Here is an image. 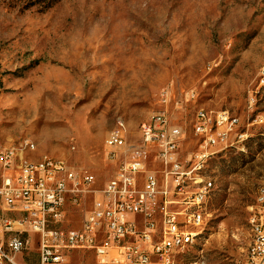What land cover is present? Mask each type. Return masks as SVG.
<instances>
[{
	"label": "rangeland",
	"instance_id": "374dc122",
	"mask_svg": "<svg viewBox=\"0 0 264 264\" xmlns=\"http://www.w3.org/2000/svg\"><path fill=\"white\" fill-rule=\"evenodd\" d=\"M199 109L236 116L242 136L203 161L213 183L204 229L179 264H242L264 187V0H0V146L93 176L94 192L67 205L65 228L81 227L116 172L105 140L119 119L134 143L139 124L164 113L182 130L185 161L200 144ZM145 169L163 183L156 155ZM8 214L0 201V219ZM20 229L34 236L24 254L34 264L37 235ZM62 264L98 263L76 249Z\"/></svg>",
	"mask_w": 264,
	"mask_h": 264
},
{
	"label": "built area",
	"instance_id": "2783aa9c",
	"mask_svg": "<svg viewBox=\"0 0 264 264\" xmlns=\"http://www.w3.org/2000/svg\"><path fill=\"white\" fill-rule=\"evenodd\" d=\"M194 133L201 139L198 150L180 160L182 130L170 124L164 113H155L139 125L138 142L129 143L118 125L108 134V157L117 161L114 175L94 193L81 227L65 228L67 205L92 190L93 176L78 172L62 159H43L40 165L24 158L22 147L0 146L3 169L0 201L8 210L20 212L21 220L0 219V233H13L0 240V264H19L17 257L29 247L27 226L38 235L39 263L62 264L72 250L93 252L98 264L111 258L114 264H173L184 251L190 235L204 229L205 205L213 190L212 181L200 173L210 148L226 146L238 133L239 121L227 111L199 109ZM30 151L35 148L29 143ZM156 155L164 166L161 184L146 161ZM251 227L258 236L249 237L250 254L242 264H264V189H257L249 209Z\"/></svg>",
	"mask_w": 264,
	"mask_h": 264
},
{
	"label": "bare ground",
	"instance_id": "6f19581e",
	"mask_svg": "<svg viewBox=\"0 0 264 264\" xmlns=\"http://www.w3.org/2000/svg\"><path fill=\"white\" fill-rule=\"evenodd\" d=\"M149 119H150V117L148 119L144 120V121H149ZM117 125H118L119 130L126 131L124 122L122 120L119 119L117 121ZM139 125H141V123ZM138 129H139V127H138ZM106 140H108V137L106 138ZM45 157H46V159H58V158L43 156V157H41L39 159L31 160V164L40 165V163L43 162V159ZM202 166H203V161H202ZM259 189H264V187H261ZM249 223H250V215H249V218H248L247 225ZM202 231H203V229L196 230V231H194V233L192 235H190V243H187L184 251L177 252V255L175 256V258H173V264H179L180 260L182 259L183 254L189 250V248L193 245V243L195 242V240L198 238L199 234ZM257 236H258V227H251L250 230H249V237H257ZM246 254H250V247H248Z\"/></svg>",
	"mask_w": 264,
	"mask_h": 264
},
{
	"label": "crops",
	"instance_id": "0c3cea01",
	"mask_svg": "<svg viewBox=\"0 0 264 264\" xmlns=\"http://www.w3.org/2000/svg\"><path fill=\"white\" fill-rule=\"evenodd\" d=\"M4 210L6 212H8L9 214L8 215H4L2 217H9L11 218L12 220H14L15 222L21 220L22 218V214L20 212H17V211H13V210H8L4 207ZM1 217V218H2ZM19 227V226H18ZM16 226H13V228L15 229V231H22L23 229H20V227L18 228ZM35 234V233H34ZM11 235H13V233H5V234H2L0 233V240L1 241H4V240H7ZM26 237H28L30 243H29V247L28 249L35 243V239H34V236L32 234H24ZM37 235V234H36ZM37 252L35 254H27L29 256V260H33L34 264H40L39 263V246H38V235H37ZM26 251V250H25ZM25 251L21 254V255H18L17 257V260L19 262V264H26V262L24 261V254H25Z\"/></svg>",
	"mask_w": 264,
	"mask_h": 264
}]
</instances>
